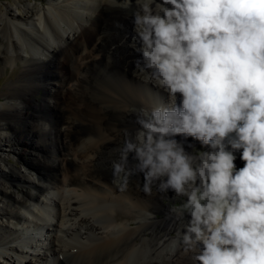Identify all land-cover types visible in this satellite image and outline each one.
Masks as SVG:
<instances>
[{
	"label": "bare ground",
	"instance_id": "bare-ground-1",
	"mask_svg": "<svg viewBox=\"0 0 264 264\" xmlns=\"http://www.w3.org/2000/svg\"><path fill=\"white\" fill-rule=\"evenodd\" d=\"M40 1L47 6L38 13L25 4V16L0 8V69L24 62L1 95L0 264H13V254L20 264H192L174 243L185 221L165 202L178 198L155 187L146 194L140 175L124 191L113 183L111 163L135 134L137 110L168 103L134 75L135 7ZM32 238L49 246L34 262L22 248L36 251Z\"/></svg>",
	"mask_w": 264,
	"mask_h": 264
},
{
	"label": "clouds",
	"instance_id": "clouds-1",
	"mask_svg": "<svg viewBox=\"0 0 264 264\" xmlns=\"http://www.w3.org/2000/svg\"><path fill=\"white\" fill-rule=\"evenodd\" d=\"M109 6L135 7L134 75L168 97L137 110L113 183L186 198L174 243L192 264H264V0Z\"/></svg>",
	"mask_w": 264,
	"mask_h": 264
},
{
	"label": "rangeland",
	"instance_id": "rangeland-1",
	"mask_svg": "<svg viewBox=\"0 0 264 264\" xmlns=\"http://www.w3.org/2000/svg\"><path fill=\"white\" fill-rule=\"evenodd\" d=\"M59 1L60 0H58V2ZM47 3L46 2H42L40 0H0V8L3 9L6 6H9V7H11L14 10V12L16 14H19L21 16H25L26 13L23 11V6L25 4H27V5L31 6V7H34L35 8V11L38 12V13H40V11L47 6ZM36 18H38V16H36ZM23 65H24V62L22 60H18L17 62L16 61H11V62H9L8 64L5 65L4 69L3 68L0 69V104L3 101L2 98H1V95H2V93H3V91H4L5 87H6V85H8L13 79H15L18 76V74L21 71ZM52 89L54 90L55 88L52 87ZM35 95H36L35 96V101L37 103H39V104L40 103H43L44 102V98L46 96L45 89L44 88L39 89L38 92H37V94H35ZM165 99H168V97L165 96ZM32 111L33 110H30V112H32ZM32 156L33 155H30L29 153H25L24 156H23V158H25L29 162H32V158H33ZM10 161L14 165H16L18 167H21V164L20 163H16L15 158H13V157L10 158ZM236 163H237V166L238 167H243V162L240 161L239 158L237 159ZM51 170L53 171L54 169H51ZM43 198L45 199V197H43ZM185 201H186V198H183V197H180V198H178L175 201H170V200L165 199V202L167 204H169V206H171L177 212L179 210H181L182 205L185 203ZM32 209L35 210V207L32 206ZM21 212L24 215V212L23 211H21ZM25 215L28 216V217H31V215L29 213H25ZM159 216H161V215H159ZM40 223L42 224L41 226L43 228L45 227L44 229L42 228L44 232H46V230L49 229V231L51 232L52 235L55 234V228L53 226V223H52V225L51 224L48 225L47 223H42V221ZM71 223L72 222H70L69 226L71 225ZM37 230L32 231L33 232L32 234L35 235L37 233L36 232ZM85 230L86 229H84V231ZM39 234L40 233H37L36 235L39 236ZM15 236L17 237V235H15ZM44 238H45V235H43V237H41L42 240ZM31 241H32L33 245L37 248L36 251L31 252V249L29 247H26L25 245H22V244L21 245H22V248H23V250L25 252V256L27 257V259L34 262L35 260H34V256L33 255L35 254V252L38 253L41 250V248H42V246L44 244L41 245V246H39V244L40 243H43V242H37L33 238L31 239ZM44 242H47V241H44ZM44 246H45V248H44L45 250H47L49 248V246L47 244L44 245ZM0 261L1 262H3V261L5 262L6 260L3 257H1V255H0ZM8 261H12L13 264L14 263L15 264H20L19 263V260L15 257L14 254L12 255V257L11 256L9 257V260Z\"/></svg>",
	"mask_w": 264,
	"mask_h": 264
}]
</instances>
